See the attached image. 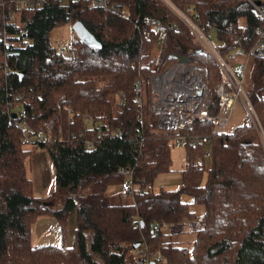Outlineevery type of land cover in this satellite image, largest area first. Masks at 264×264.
Returning a JSON list of instances; mask_svg holds the SVG:
<instances>
[{
  "label": "trees",
  "instance_id": "1",
  "mask_svg": "<svg viewBox=\"0 0 264 264\" xmlns=\"http://www.w3.org/2000/svg\"><path fill=\"white\" fill-rule=\"evenodd\" d=\"M111 1L128 16L92 8L90 0H46L13 11L6 25L5 43L0 42V264H264V60L254 59V81L246 92L259 126L246 118L230 133L214 134L211 119L194 122L188 134L211 135L210 156L204 158L203 144L184 147L180 188L154 191L155 178L170 170L169 142L178 132L156 127L149 77L177 55L188 57L207 73L213 115L222 74L159 0ZM172 1L215 26L222 55L253 45L255 28L262 24L244 0ZM77 20L101 48L78 40L71 58L56 55L50 32ZM2 24L0 18V36ZM49 120L55 132L61 128L64 137L75 133V139L22 143V132L43 131ZM85 140L93 141L89 151ZM37 150H46L54 167L55 191L48 198L35 197L26 177L24 161ZM121 169L132 174L131 204L113 203L106 195ZM182 194L203 205L199 226ZM73 211L70 247L30 245L36 218L52 215L64 235ZM188 231L195 237L186 247L178 237ZM139 241L147 253L135 260L139 247L131 246Z\"/></svg>",
  "mask_w": 264,
  "mask_h": 264
},
{
  "label": "built area",
  "instance_id": "2",
  "mask_svg": "<svg viewBox=\"0 0 264 264\" xmlns=\"http://www.w3.org/2000/svg\"><path fill=\"white\" fill-rule=\"evenodd\" d=\"M46 0H8L0 2L2 9L0 18L3 21L2 35L0 42L5 43L6 25H9L13 19V11L28 10L40 7ZM76 2L77 0H65ZM177 19L182 22L195 40L200 44L201 48L208 53L217 63L221 74L222 81L217 84L214 89L218 96L216 112L210 115L209 109L211 105V89L208 86L207 73L201 66L192 64L188 61H178L171 63L166 69L159 73L152 74L149 78V107L150 111L157 115L156 127L164 131H177L178 133L171 138V142L181 147L196 146L203 144L208 149L204 151V158L210 156L211 135L208 136H192L188 134V130L194 122H203L211 119L213 127L211 132L218 133L227 124L230 118L236 99H240L245 107H249V115H255L251 102L249 101L246 91L243 87L244 76L247 68V60L258 59L264 60V1L263 0H244L255 12L257 18L262 24L255 28L256 39L253 45L247 49L239 47L235 51H231L226 55H222L218 48L213 44L211 34L215 32V26L200 21L198 15L191 10L190 7L184 9L179 8L172 0H159ZM259 2V3H257ZM89 6L97 9H104L111 13H117L124 17L128 16V12L119 2L111 0H90ZM4 8L7 9L5 12ZM73 24V22H72ZM154 29L158 33L163 32V27L159 22L153 24ZM79 39L76 37L69 45H61L54 48L56 55L63 58H71L74 54L73 45ZM245 58L244 63H240L233 70L229 62L238 56ZM135 101H139L135 98ZM21 115L25 114L21 110ZM87 121L90 120L88 114L85 115ZM23 122H19L20 128ZM99 132V130H95ZM82 136V133L78 134ZM75 139V133L64 137L61 128L55 132L53 121L49 120L43 131H37L33 134L22 132L21 141L23 144H52L57 141ZM93 141L85 140L83 142L84 149L89 151L93 146ZM117 183L121 190L128 193L132 190V174L131 172L117 171ZM152 228V226H150ZM157 229V226L155 227ZM139 246L133 259L141 260L140 257L147 253L146 245ZM159 257L158 254L155 255ZM141 262V261H140ZM147 264H150L147 262Z\"/></svg>",
  "mask_w": 264,
  "mask_h": 264
},
{
  "label": "rangeland",
  "instance_id": "3",
  "mask_svg": "<svg viewBox=\"0 0 264 264\" xmlns=\"http://www.w3.org/2000/svg\"><path fill=\"white\" fill-rule=\"evenodd\" d=\"M76 37V34L72 30V21H70L52 29L49 34V41L53 47L61 45L65 46L69 45ZM211 39L213 44L216 47H219L221 43L216 38V32H213L211 34ZM244 62L245 58L243 56H236L229 62V64L231 65L233 70H235L240 63ZM254 65V59L250 58L247 60V68L243 81V87L246 92L249 90L254 81ZM248 109L250 111V108L245 107L240 99H236L230 114L229 121L221 129V132L230 133L235 127L244 123L246 118L249 119L250 123L259 126V122L254 109L253 111L255 115H249ZM13 111H17V108H14ZM170 143V170L167 173L159 174L155 178L152 186L154 191L178 190L181 186V170L184 166L185 148L181 147L178 144H173L171 141L169 142V144ZM25 147L28 148L30 146L26 145ZM24 165L26 170V177L32 183L33 195L39 198H48L50 195H52L55 191L54 167L46 150H37L32 153L25 159ZM117 181V178L111 181L106 189V195L109 196L111 202H122L125 204L133 203L132 195L122 191ZM180 198L182 202L187 203L189 210L194 214L195 218L193 220V225L199 226L204 212L203 205L194 203L192 198L187 194H182ZM60 201L61 194H57L53 198V206L56 208L60 207ZM74 225V211L71 212L68 216L66 233L64 235L61 233L58 222L52 215L40 216L36 218V220L30 227V245H32L33 247H40L43 245H64L66 247H70L73 243ZM185 229L190 230L189 227H186ZM161 232L166 234L167 228H162ZM194 237L195 233L192 231H188L180 235L178 239L181 241L183 240V243H186L184 245L188 247L187 243H192Z\"/></svg>",
  "mask_w": 264,
  "mask_h": 264
},
{
  "label": "water",
  "instance_id": "4",
  "mask_svg": "<svg viewBox=\"0 0 264 264\" xmlns=\"http://www.w3.org/2000/svg\"><path fill=\"white\" fill-rule=\"evenodd\" d=\"M259 3V2H257ZM72 30L76 34L79 41H81L84 45L87 47L93 48V49H100L101 44L94 38V36L84 27V25L80 21H75L72 24ZM176 59L178 61L186 62L189 60L186 56H176ZM19 78L21 79L23 76V72H19ZM142 244L141 241L134 243L131 247L132 249L138 248ZM150 264H156V262H151Z\"/></svg>",
  "mask_w": 264,
  "mask_h": 264
}]
</instances>
